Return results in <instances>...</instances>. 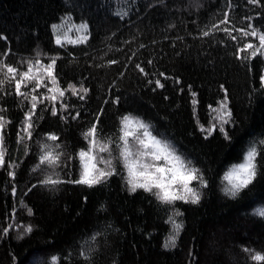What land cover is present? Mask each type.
Returning <instances> with one entry per match:
<instances>
[{
	"label": "trees",
	"instance_id": "obj_1",
	"mask_svg": "<svg viewBox=\"0 0 264 264\" xmlns=\"http://www.w3.org/2000/svg\"><path fill=\"white\" fill-rule=\"evenodd\" d=\"M233 2L235 7L227 9L225 0H0V34L7 38L0 40V52L10 50L4 58L6 62L19 67V61L37 52L58 56L61 86L79 85L82 81L90 90L85 101L67 93L68 103L75 105L73 114L82 109L77 121L65 124L43 111L44 105L38 106L43 119L36 121L27 156L16 142L26 108L15 95L7 94L13 92L12 84H6L0 92V108L6 109L0 115L10 121L4 130L6 164L0 168V227L11 220L15 204L16 219L11 222L31 224L34 229L22 239L17 238L19 230L0 239V264H37L39 260L50 264L53 255L60 257V264H252L243 248L264 253V220L253 214L264 207V177L236 200L224 197L220 191L223 172L232 163L240 162L247 141L264 133V95L253 92L259 88L264 63L255 60L249 73L231 55L245 40H227L216 31L201 37L199 31L214 17L222 18L225 10L230 12L235 27H244L246 16L255 17L253 24L257 27L264 24L260 8L249 5L247 0ZM126 10L128 15L123 18L115 15ZM66 13L74 22L81 18L89 22L87 44L56 45L50 26L59 23ZM177 36L183 40H177ZM221 39L225 43H218ZM126 40L131 43H124ZM140 44L145 47L140 48ZM133 52L137 55L129 62L127 57ZM42 59L48 62L47 57ZM108 59L121 63L110 68L95 67ZM149 59L152 65L147 64ZM136 63L150 73L147 79L158 78L165 87L153 91L154 85L139 74ZM160 72L169 79L160 77ZM176 78L179 84L174 82ZM113 81L115 87H110ZM222 84L237 120L228 128L230 142L219 131L205 139L197 124L199 121L208 127L212 122L215 113L208 105L215 107L223 98ZM189 86L197 94L195 115ZM115 96L120 97L118 105H104L100 126L105 135H114L118 117L131 112L171 140L209 182L198 206L176 202L175 207L183 212L177 219L183 220L184 228L174 249L162 248L170 231V225L165 223L170 211H162L155 198L142 190L129 194L120 176L94 188L62 184L54 191L37 186L24 196L31 185L43 178L31 171L38 162V142L43 135L56 133L61 150L74 155L87 147L81 133L89 126L92 114L99 110L103 99ZM11 161L18 165L15 180L7 174V162ZM57 171L64 179L78 178L79 162ZM13 184L17 186L16 197L11 194ZM21 198L33 215H27L26 208L21 207ZM97 232L101 234L92 241ZM82 246L91 247L90 261L79 256Z\"/></svg>",
	"mask_w": 264,
	"mask_h": 264
},
{
	"label": "snow or ice",
	"instance_id": "obj_2",
	"mask_svg": "<svg viewBox=\"0 0 264 264\" xmlns=\"http://www.w3.org/2000/svg\"><path fill=\"white\" fill-rule=\"evenodd\" d=\"M247 3L260 8L261 12H264V0H247ZM225 6L227 9L235 7L233 0H225ZM128 11L117 12L115 15L123 18L128 15ZM221 15L222 18L217 20L214 17L210 24L201 28L199 30L200 36L207 37L216 31L222 32L227 40L234 42L245 40L246 42L237 47L231 55L251 73L255 60L258 59L261 63H264V24L257 27L253 24L255 17L246 16L244 19L248 21L247 24L244 27H235L229 11L225 10ZM260 15L261 13L258 12L257 16ZM50 27L58 47H66L68 44L73 46L83 45L89 41V22L83 18L77 23L74 22L71 14L66 13L59 18V23H54ZM170 27H174V25ZM62 29L65 38L63 41ZM69 32H75L77 34L76 39H67ZM234 32L239 33V36L233 35ZM193 38L197 39L198 37ZM248 38L252 39L249 40ZM5 39L7 38L0 34V40ZM176 39L182 41L183 37L177 36ZM124 43H131V41L126 40ZM218 43L223 44L225 40L221 39ZM172 46L175 47V44ZM139 47L144 48L145 45L140 44ZM112 50L111 47L108 48V52ZM116 51H120V49H116ZM9 54L10 50L0 52V92L4 91L6 84H12L14 90L7 94L15 95L19 103L26 108L17 131L16 142L23 147L24 154L27 156L29 154L28 141L34 138L36 121L43 119V115L38 111V106L44 105L43 111L50 112L53 117H59L65 124L69 120L77 121L81 117L82 109L76 110L73 114L75 105L68 103L69 96L67 93L80 101H85L90 90L84 86L82 81L79 85L69 83L66 88L61 86L57 71L58 56H48L46 53L37 52L34 57L19 61L18 67L6 62L4 58ZM85 55H88V53H85ZM105 55H107V52ZM136 55L137 53L133 52L132 56L127 57L128 61L132 62V57ZM43 57H47V63L44 62ZM120 63L117 59H108L104 63L96 64L95 67L110 68ZM153 63L152 59L147 60L148 65ZM124 67H127V65H124ZM135 69L145 79L150 75L141 63H136ZM120 75L122 76L124 73L121 72ZM159 76L164 77L165 80L169 79L163 72H160ZM174 82L179 84L180 80L176 78ZM147 83L154 85L153 91L165 87V84L158 78L155 80L147 79ZM110 87H115V81ZM41 89H45V91L41 92ZM189 91L192 97L193 114L195 115L196 105L198 104L197 94L191 91V86H189ZM220 91L224 93L223 98L216 102L215 107L208 105L210 111L215 113L210 125L205 127L199 121H197V124L201 133L205 134V139L212 136L214 131H219L223 139L230 142L232 137L228 128L233 127L237 120L232 108L229 106V96L223 84L220 85ZM253 92H260L264 95V69L259 74V88L253 89ZM119 102V96L112 99H103L99 110L92 114L93 119L89 122V126L81 133L87 147L79 149L74 155L66 154L61 150L60 137L56 133H45L42 140L38 142V162L31 169L33 173L42 174L43 178L39 179L36 184L31 185L24 196H27L37 186L50 188L54 191L62 184L94 188L108 184L114 176H120L123 186L127 188L129 194L142 190L155 198L162 211L166 213L170 211L171 214L167 216L165 221L170 225V231L162 243V248L164 250L174 249L178 246V240L184 228L183 220L177 219V217L183 216V212L175 207L176 202L198 206L202 200V190L209 187V182L201 169L196 167L191 159L185 157L171 140L157 134L154 125L131 112L118 117L114 135H105L100 126L105 111L104 105H118ZM3 111H6V109L0 108V113ZM8 123L10 121L0 115V168H3L6 164L8 150L4 130ZM76 160L79 162L78 178H62L57 169L66 168L68 164ZM17 167L16 162H7V174L10 180H15V169ZM261 177H264V133L260 134L258 139L254 137L247 141L245 149L241 153L240 162L232 163L223 172L220 177V191L224 197L236 200L243 193L251 191V188L255 186ZM11 194L13 197L17 196V186L15 184L12 185ZM19 203L22 208H26L27 215L34 214L32 209L25 205L23 198L20 199ZM101 208H103V205ZM253 214L264 220V207L255 209ZM5 219L7 220L8 217L6 216ZM15 219L16 206L14 204L11 220L6 226L0 227V239L9 236L13 230H19L18 239H22L33 232L34 229L31 224L12 223L11 221H15ZM100 234L97 232L91 237V240L95 241L96 236ZM242 250L248 254L252 264H264V253L247 247ZM91 251L90 246L87 248L82 246L79 256L85 261H90ZM189 256H192L191 251H189ZM37 264H47V262L39 260ZM50 264H60V257L51 256Z\"/></svg>",
	"mask_w": 264,
	"mask_h": 264
},
{
	"label": "rangeland",
	"instance_id": "obj_3",
	"mask_svg": "<svg viewBox=\"0 0 264 264\" xmlns=\"http://www.w3.org/2000/svg\"><path fill=\"white\" fill-rule=\"evenodd\" d=\"M71 34L73 37H71ZM61 35L63 36V29L61 30ZM77 34L75 32H69L67 39H76ZM62 39H65L64 37Z\"/></svg>",
	"mask_w": 264,
	"mask_h": 264
}]
</instances>
